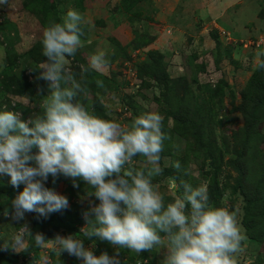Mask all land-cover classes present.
I'll use <instances>...</instances> for the list:
<instances>
[{"label":"clouds","instance_id":"9594fccd","mask_svg":"<svg viewBox=\"0 0 264 264\" xmlns=\"http://www.w3.org/2000/svg\"><path fill=\"white\" fill-rule=\"evenodd\" d=\"M87 24L82 13L69 9L62 23L50 20L43 30L46 60L33 70L48 84L46 96L42 88L38 93L43 97L41 114L24 121L21 112L8 110L7 105L0 110V174L10 176L15 188L24 185L11 201V219L18 222L33 212L47 218L67 209L68 198L45 187L50 175H63L72 178L74 187L82 180L99 201L83 213L86 227L80 233L87 240L95 238L137 254L164 248L162 264H239L246 236L238 209L215 206L206 183L194 186L185 180L179 181L182 194L166 204L160 185L154 183L163 173L161 154L170 139L163 130L164 117L146 111L122 125L96 115L81 101L82 94L88 95L89 69L103 73L109 64L106 52L97 50L88 67L80 66L79 74L68 67V58L83 46ZM258 68L264 69V63ZM95 83L104 87L102 80ZM33 148L39 149L35 155ZM137 156L144 158L140 168L133 164ZM173 167L180 171L182 165L176 161ZM183 174L189 175L187 170ZM170 180L175 191L177 180ZM22 232L30 233L26 224ZM34 240L39 248L54 242L59 255L67 252L83 264H121L118 250L112 256L107 251L96 256L84 239L74 235L57 234L49 240L37 233ZM20 246L22 235H17L13 247Z\"/></svg>","mask_w":264,"mask_h":264},{"label":"rangeland","instance_id":"374dc122","mask_svg":"<svg viewBox=\"0 0 264 264\" xmlns=\"http://www.w3.org/2000/svg\"><path fill=\"white\" fill-rule=\"evenodd\" d=\"M22 1L7 0L6 4H0V29H3L2 33H0V50L5 51V53H7V49L10 50L14 63H19L16 68L7 66L6 59H4L6 56L0 52V110L7 105L8 110L21 112L22 119L27 121L30 118H34L37 114H40L43 97L38 96V93L42 88L43 95L46 96L48 94V84L46 81L36 78L39 73L33 70L37 67H27L28 62L23 59L22 54H19L26 51L30 46L35 45L41 39L43 35L42 30H44L42 25H37L36 22L30 20L31 32H29L31 34H29L25 26L26 18L23 16L24 11L21 8ZM151 1L153 2V0ZM227 1L229 2L230 0H224V2ZM42 3L49 9L57 10L60 18L66 16H62L61 13L66 8L59 10V5L56 7L51 0H42ZM155 4L151 5L147 1H143L130 12L125 11L121 4L118 9L109 10V13L106 14V19L110 15L115 20L117 18L125 23L126 21H130L131 23L134 19L138 23L146 21L142 24L144 32L153 34L160 33L164 29L162 26L159 29L157 26L152 25L153 29H151L149 23L155 22V18H158L160 20L156 22L158 25H168V21L166 20L168 19V15H159L158 11H156ZM176 5V3H172L173 7ZM218 6L222 8L223 4ZM73 7L75 5H69V9H73ZM110 8H112V5ZM183 9L179 6L177 13H181ZM258 11V18L261 20L264 18V5ZM252 13L249 12L246 16L251 18L253 16ZM135 15L136 17H134ZM150 17H152V20H146V18ZM115 20H113L114 23ZM253 24L251 23L247 26L251 32L254 29ZM109 27L111 28L108 32L110 34L113 32V26L110 25ZM223 31L226 32L225 29ZM144 32L137 30L135 36L138 37L139 35L142 42H148L150 35L147 36ZM168 34L170 35V31H168ZM184 36L186 38V35ZM184 36L178 35L175 39L176 41H181L184 39ZM108 37L106 42L107 46L105 48L99 47V50L106 52L110 64V69L106 68L99 78V80L104 82V87H98L97 91L91 92L88 96L90 101L97 95L101 96L105 113L98 114L96 112L97 114H95L104 119L116 120L122 125H129L137 116L146 111H155L164 117L163 130L169 135L170 139L164 142V151L161 154L160 166L163 169V173L155 177L156 181L154 179V183L160 185V191L164 194L165 203L167 204L173 202L176 195L182 194L178 191L179 184H177L175 191L170 189V178L172 177L164 176L169 170L176 172V175L187 170L189 173L187 175L188 182L194 186L206 183L208 190L211 187L212 175L203 167V160L199 157V153L196 150L199 147L194 138H191V140L188 137L184 138L176 131V127L186 132L193 131L192 128L189 130L183 123L184 119H181L180 101L185 102V100L191 99L199 107L207 105L209 109V123L211 128H214V135L219 142L223 139L229 142V148L225 149V157L223 159L225 165L220 170L218 177L219 188L223 192L219 203L221 206L228 207L230 210L238 209V219L241 226L243 210L241 195L235 188L237 184V173L226 162L229 159L235 158L233 151L240 150L241 147L244 120L241 114L233 110V108L241 103L242 94L246 90L256 68L263 60L264 56L258 55V53H264V30L257 35L241 38L240 40L244 39L243 41H233V39L229 41L223 37L221 32L213 29V31L210 30L206 35L209 43H205V40H203L198 50L196 49V52H191V54L188 53L184 59L172 64L173 61L169 57L164 56L163 63L170 75L168 89L165 85H161L157 81L153 83L154 87L152 89H141V82L138 79V67L144 61V58H146L145 61L149 62L150 56L148 54H138L136 53V49H133V54H131L129 53V48L127 49L126 46L119 43L114 36L110 35ZM244 41L248 43L262 41L263 45L256 49L244 48ZM131 46L134 48V43ZM200 53L205 57L196 64L195 61L198 59V56H201ZM93 54H90V56ZM90 56H83L86 59V63H88L87 58L89 59ZM134 58L138 61L137 63L133 61ZM168 61L173 67L167 64ZM179 65L184 69H175ZM13 74L19 77H22L24 74L29 77L31 88L21 96L9 94L3 87L8 77ZM125 75L128 77H125ZM99 89L101 91H98ZM165 93H168L173 106H165V103H163V95ZM88 106L91 109V105L89 104ZM168 111H171L173 116L168 117ZM259 130H262L264 136V123L260 125ZM260 148L264 151V140ZM38 151V148H33L32 154L35 155ZM176 161H180L182 165L180 171H177L173 167ZM143 162V157H134L133 164L135 167H142ZM61 177L59 175L54 178L50 175L45 182V187L50 185L53 188L52 190L68 198L69 207L61 211L68 223L74 225L79 231L72 235L84 239L85 247H91L96 256L105 251L112 256L118 250L120 252L121 264H162L163 254L165 252L164 248H156L151 252L137 254L128 249H115L109 243L101 242L98 239H94L91 243L88 242L83 237V234L80 233L81 229L86 227L83 213L89 210L90 205L99 204V201L94 196H91L92 190L82 180L77 181L79 187H74L72 178ZM3 178H6V180L2 186L3 194L0 195V245L13 247L15 237L22 235V246L17 248L13 247L17 253H20L25 248L26 243L32 238L31 230L34 227V220L31 213H25L24 220L18 222L11 219V201L15 199L19 192L23 191L24 185L21 184L19 188H15L7 180L11 179L10 176H4ZM6 210H9L8 216L4 215ZM24 224L28 226L30 233L22 232V225ZM62 236L66 237L68 235ZM243 243L245 245V251L238 257L239 264H264V246L257 243H249L246 240ZM40 252L41 254L43 253L42 256ZM40 252L38 255L34 254L31 258L22 260V264H72V261L77 259L67 252L59 255L55 243L47 244Z\"/></svg>","mask_w":264,"mask_h":264},{"label":"trees","instance_id":"16d2710c","mask_svg":"<svg viewBox=\"0 0 264 264\" xmlns=\"http://www.w3.org/2000/svg\"><path fill=\"white\" fill-rule=\"evenodd\" d=\"M143 1L147 0H122L121 4L125 11L130 12ZM25 8L37 17L43 29H45L49 21L53 19L56 22L62 23L58 11L56 9V11L49 9L42 3V0H27L25 2ZM136 15L140 16L139 14ZM136 15L134 17H136ZM2 30L1 28V33ZM41 39L27 52V55L37 66L46 60V57L42 54ZM151 40L152 39H149L148 42H142L138 35L137 40L134 41L135 49L138 50L140 46L148 44ZM148 55L150 56V61H143L138 67V79L141 82V89H152L155 81L159 82L161 85H165L168 89L170 75L163 63L164 55L162 56L158 51H150ZM83 56L82 54H77L73 59L69 57L72 61L68 67L77 74L81 71V65L84 64V67H88V63H86V59L83 58ZM20 58L22 59V57ZM262 63H264V57L261 61V64ZM6 64L7 66L15 68L18 67L19 64L18 62L14 63L11 52L8 49L6 53ZM100 77V73L89 69L88 73L85 75L88 95L82 97V94L80 99L87 106L90 104L94 113L103 114L105 113V107L101 102V98L97 95L90 101L88 97L91 92L97 91L98 86L95 81L99 80ZM77 79H79V75H77ZM3 87L13 96H21L31 88V84H29V77L24 74L22 77L13 74L8 77ZM163 100L165 106H173L168 93L163 95ZM179 106H181V119H184V125L187 126L189 130L192 128L193 131L190 130L189 133L180 130L179 127H176V131L184 138L188 137L190 140L194 138L197 143L199 148L196 150L199 153V157L203 160V167L212 175V183L209 189L210 201L214 203L215 206L221 207L219 200L223 192L219 188L218 177L220 170L225 165L223 159L225 157V149L229 148V142L226 139L220 140L219 142L214 135V128H211L209 123V109L207 105L199 107L197 103L189 99L185 100V102L180 101ZM233 110L241 114L244 120V130L240 150H234L233 153L235 158L229 159L226 164L237 173V184L235 188L242 198L243 218L241 229L246 236V241L264 246V151L260 148L264 136L262 130H259L260 125L264 123V69L256 68L246 90L242 94L241 103L235 106ZM41 112L42 109L40 110V114ZM167 115L170 117L173 116V113L168 111ZM183 173L180 172L179 175H176V172L169 170L164 176L176 178L177 184H179L180 180L188 181L187 175ZM61 176L64 177L63 175ZM3 177L0 176V195L3 194L2 186L6 180V178ZM7 180L10 182L11 179ZM46 188L53 189L50 185ZM178 191L180 194L182 193V188L180 186ZM31 214L34 220V227L31 230L32 238L26 243L25 248L20 253H17L13 247L0 245V264H22V260L31 258L34 254L38 255L43 248L36 247L35 245L34 236L37 233H41L47 239L51 240L54 239L57 234L62 236L79 232L74 225L68 223L62 211L50 213L47 218L39 216L34 212ZM88 242L91 243L93 240H88ZM50 243L54 242H49L47 244ZM72 264H83V262L80 259H74Z\"/></svg>","mask_w":264,"mask_h":264},{"label":"crops","instance_id":"0c3cea01","mask_svg":"<svg viewBox=\"0 0 264 264\" xmlns=\"http://www.w3.org/2000/svg\"><path fill=\"white\" fill-rule=\"evenodd\" d=\"M26 1L27 0L22 1L21 8L24 11L23 16H25L26 18V29L28 32H31L30 20L36 22L37 25L41 24L37 17L25 8ZM51 1L55 4L56 7L59 5V10H61V8H66L64 11H61L62 16H65L67 14L69 5H75L73 9L82 13L88 21V24L85 27V36L82 37L83 46L78 49L76 55L82 54L90 56V54H95L97 50H99V47L105 48L107 46L106 42L109 38L108 36L110 35L114 36L117 41L123 46H126L127 49L129 48V53L133 54L132 51L133 49L135 50V47L133 48V46L131 45H133L134 41L137 40V37L135 36L136 31L140 30L141 32H144V27L142 26V24L146 21H141L142 23H138L134 19L131 21V23L130 21H126L125 23L117 18L115 20L113 17H110V15L108 16V19H106V14L109 13V10L118 9V7H120L121 5L122 0ZM147 2L151 5H154V3H156L155 8H157L156 11H158L159 15H168V19H166L168 21V25H158L156 23L160 21L158 20V18H155V22L149 23V27L151 29H153L152 25L157 26L158 28L162 26L164 29L160 33L154 34L150 32H144V34L150 35V39L152 40L148 44L140 46L138 50H136V53L145 55L150 51H158L162 55L169 57V59L173 61L172 64L174 62H177L178 60L184 59L188 53L191 54V52H196V49L198 50L203 40H205V43H209L206 35L210 30L213 31V29H216L220 32L221 30L225 29L226 32L230 34V37L233 39V41L240 40L244 37L257 35L262 30H264V18L261 20L258 18V10L261 9V7L264 5V0H230L229 2H224V0H153V2H150V0H147ZM172 3H176L177 5L173 7ZM221 3L223 4V7L219 8L218 5H222ZM111 5L112 8H110ZM179 6H181L182 9L184 8L181 13H177V9L179 8ZM249 12H253V16L251 18H248L246 16ZM103 13H105L106 16L103 15ZM113 20H115V23ZM146 20H152V17L146 18ZM251 23H254L253 32L249 31L247 28V26ZM109 24L113 26V32L110 34L108 33L111 30ZM168 31H170V35L168 34ZM30 32L29 34H31ZM178 35H182V37L186 35V38L184 36V39H182L181 41H176L175 38ZM104 36L106 37L104 38ZM243 40L244 39L240 41ZM31 47L32 46H30L23 53L19 54H22L23 59L28 62L27 67H38L27 55V52ZM92 50L94 51L92 52ZM0 52L4 53V56H6L5 51L0 50ZM200 55L201 56H198L197 60L193 59L196 60V64L202 61L205 57L202 53H200ZM4 59L6 58L4 57ZM72 59L68 58V66H70ZM143 60L145 61L146 58H144ZM133 61L135 62L136 59L134 58ZM87 62L89 63L88 58ZM137 62L138 61H136V63ZM167 64L170 67H173L172 65H170L169 61L167 62ZM107 69H110V64H108ZM175 69L183 70L184 68L179 65ZM125 77L128 76L125 75ZM98 91H101V89H99ZM98 96L101 98L100 95ZM42 254L40 252L41 256Z\"/></svg>","mask_w":264,"mask_h":264},{"label":"built area","instance_id":"2783aa9c","mask_svg":"<svg viewBox=\"0 0 264 264\" xmlns=\"http://www.w3.org/2000/svg\"><path fill=\"white\" fill-rule=\"evenodd\" d=\"M220 32L223 35V37H225L229 41H232V38L230 37L229 33L225 32L223 30H221ZM243 43H244L243 44L244 48H251V49L260 48L263 45L262 41H257V42L255 41V42H251V43H248V42L244 41ZM2 109H3V107H2ZM0 176L3 177L5 175L4 174H0Z\"/></svg>","mask_w":264,"mask_h":264}]
</instances>
